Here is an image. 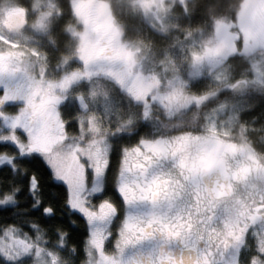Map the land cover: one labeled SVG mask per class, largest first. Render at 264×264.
<instances>
[{"label": "rangeland", "instance_id": "obj_1", "mask_svg": "<svg viewBox=\"0 0 264 264\" xmlns=\"http://www.w3.org/2000/svg\"><path fill=\"white\" fill-rule=\"evenodd\" d=\"M186 3L0 0V79L27 90L22 104L40 115L30 122L14 108L0 113V168L41 151L57 170H68L77 152L137 137L163 139L187 164L215 163L223 176L236 157L243 177L257 157L264 163L237 120L251 103L245 94L264 90V0H243L235 20H213L207 31L177 29ZM105 51L119 58L130 88L114 69L104 70L105 77L92 69ZM239 57L245 65L234 73L227 66ZM226 91L236 97L217 99ZM200 109V132L191 131ZM121 132L134 135L118 139ZM14 201L0 196V203ZM32 243L30 264H103L116 254L111 243L101 248L87 240L81 256L60 239L55 247L41 238Z\"/></svg>", "mask_w": 264, "mask_h": 264}, {"label": "snow or ice", "instance_id": "obj_2", "mask_svg": "<svg viewBox=\"0 0 264 264\" xmlns=\"http://www.w3.org/2000/svg\"><path fill=\"white\" fill-rule=\"evenodd\" d=\"M20 159L23 187L0 203V264H30L41 231L111 243L103 264H264V206L229 204L212 168L187 164L163 139L77 152L68 170L41 151Z\"/></svg>", "mask_w": 264, "mask_h": 264}, {"label": "trees", "instance_id": "obj_3", "mask_svg": "<svg viewBox=\"0 0 264 264\" xmlns=\"http://www.w3.org/2000/svg\"><path fill=\"white\" fill-rule=\"evenodd\" d=\"M242 2L243 0H187L185 6L186 13L181 11L183 15L178 16L176 20L177 29L185 27L207 31L210 29L213 20H235ZM62 4L64 6L65 2H62L61 5ZM181 10H183L182 6ZM239 58L238 64L235 63L227 66L234 71V73L243 63L245 65L242 59L243 57ZM218 97H236V95H232L226 91L219 94L217 99ZM244 97L250 100L251 103L238 114L237 120L239 124L245 127V136L249 146L257 155L264 157V138H260L264 135V90L250 89ZM213 100L208 102L204 107L213 104ZM202 109H200V112L195 118L196 120H194L193 125L190 127L192 128L191 131L200 132V127L202 126ZM12 161L13 165H4L2 167L3 172H0V196L6 197L13 195L16 200L17 189L23 187L20 178L24 175L27 165L19 157H16ZM61 231H63V229H61ZM39 238L46 241L48 246L53 247H55V242L60 239L73 253H76L77 256H81L88 240L87 238L77 239L75 237L57 238L45 231H41L33 240L36 241Z\"/></svg>", "mask_w": 264, "mask_h": 264}, {"label": "flooded vegetation", "instance_id": "obj_4", "mask_svg": "<svg viewBox=\"0 0 264 264\" xmlns=\"http://www.w3.org/2000/svg\"><path fill=\"white\" fill-rule=\"evenodd\" d=\"M99 54H101L99 52ZM103 54V59H98V65L92 67L93 70L100 69L102 73H99V76H104V70L106 71L107 68L114 69L117 74L119 75L122 82L126 83V85L130 88L132 85L130 81L126 79L127 73L124 70V66L119 65V58L112 55L110 52L105 51V55ZM108 57V58H107ZM118 65V66H117ZM14 74L18 75V71L14 68L16 66L14 64L9 66ZM96 75V76H98ZM108 77V75H106ZM29 78V77H28ZM112 79L111 77H108ZM124 79V81L122 80ZM72 79V78H71ZM106 80V79H105ZM63 81H70V79L63 80ZM108 81V80H107ZM127 81V82H125ZM34 82H36L34 80ZM71 82V81H70ZM115 82V81H114ZM80 83V82H79ZM79 83L75 82L72 85H69L70 91ZM116 83V82H115ZM119 85V84H118ZM63 86V83H62ZM67 87V88H68ZM66 87L63 86V89ZM64 89V90H65ZM120 90V89H119ZM27 90H21V86L14 82H6L3 81V77L0 79V113L2 111H8L12 108L14 110H18V114L20 115H27L23 120H29L30 122L33 119H39V114L35 107H30L28 105L22 104V100H26L27 97ZM25 105V108L22 106ZM13 163V161H12ZM238 158L236 157L229 162H226L225 171H230V175H221L220 174V167L213 163V164H203L205 167L212 168V176L219 177L222 183L225 185L226 195L224 196L225 201L229 204L234 205L240 209H248V208H255L259 206H264V176L259 173V169L264 167L263 161H260V158L257 157V163L254 166L247 164L248 173L244 174L245 177L242 176L240 173V168L237 167ZM198 164L201 165V162L198 161ZM233 176V177H231Z\"/></svg>", "mask_w": 264, "mask_h": 264}, {"label": "water", "instance_id": "obj_5", "mask_svg": "<svg viewBox=\"0 0 264 264\" xmlns=\"http://www.w3.org/2000/svg\"><path fill=\"white\" fill-rule=\"evenodd\" d=\"M226 195V194H225Z\"/></svg>", "mask_w": 264, "mask_h": 264}]
</instances>
